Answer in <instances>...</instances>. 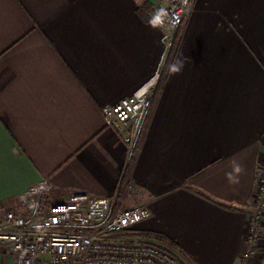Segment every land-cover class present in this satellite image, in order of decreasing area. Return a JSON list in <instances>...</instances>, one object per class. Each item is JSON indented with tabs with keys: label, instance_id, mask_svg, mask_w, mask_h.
Segmentation results:
<instances>
[{
	"label": "crops",
	"instance_id": "obj_1",
	"mask_svg": "<svg viewBox=\"0 0 264 264\" xmlns=\"http://www.w3.org/2000/svg\"><path fill=\"white\" fill-rule=\"evenodd\" d=\"M154 2L0 0V215L42 181L55 200L114 192L126 148L102 108L161 64ZM192 4L123 205L145 206L134 230L167 237L195 264H259L242 254L264 150V0Z\"/></svg>",
	"mask_w": 264,
	"mask_h": 264
},
{
	"label": "built area",
	"instance_id": "obj_2",
	"mask_svg": "<svg viewBox=\"0 0 264 264\" xmlns=\"http://www.w3.org/2000/svg\"><path fill=\"white\" fill-rule=\"evenodd\" d=\"M193 11L192 0H155L150 18L163 32L164 52L154 75L128 97L102 108L104 124L126 148V164L137 156L151 115L166 60ZM125 170L123 171V173ZM122 176L114 192L93 196L73 192L55 200L46 181L17 197L18 204L0 215V264H178L183 259L168 246L124 235L150 217L143 205L124 207ZM243 259L264 249V150L247 212Z\"/></svg>",
	"mask_w": 264,
	"mask_h": 264
},
{
	"label": "trees",
	"instance_id": "obj_3",
	"mask_svg": "<svg viewBox=\"0 0 264 264\" xmlns=\"http://www.w3.org/2000/svg\"><path fill=\"white\" fill-rule=\"evenodd\" d=\"M175 47L171 50L168 58L172 56ZM131 164L132 162L128 164V166L125 168V172L122 174V185L123 186L128 181L129 170H130ZM124 235H129V236H134V237H144V238L156 240L168 246L175 252H177L180 255V257L183 259V262H185L186 264H195V262L181 249V247H179L177 244H175L173 241L169 240L167 237L163 235L156 234V233H140V232L135 231L134 229L125 232ZM183 262L181 261V264H183Z\"/></svg>",
	"mask_w": 264,
	"mask_h": 264
},
{
	"label": "rangeland",
	"instance_id": "obj_4",
	"mask_svg": "<svg viewBox=\"0 0 264 264\" xmlns=\"http://www.w3.org/2000/svg\"><path fill=\"white\" fill-rule=\"evenodd\" d=\"M261 158H262V155H261ZM260 158V159H261ZM259 164V163H258ZM257 169H258V167H257ZM262 225H264V221H262ZM262 228H264V227H262ZM262 234H264V229H262ZM262 238H264V235H262ZM262 242H264V240H261ZM262 257H261V259H260V263H261V261H262V259H264V249H262V250H259V252H258ZM259 263V264H260ZM178 264H181V261L180 262H178ZM183 264H186L185 262H183Z\"/></svg>",
	"mask_w": 264,
	"mask_h": 264
},
{
	"label": "clouds",
	"instance_id": "obj_5",
	"mask_svg": "<svg viewBox=\"0 0 264 264\" xmlns=\"http://www.w3.org/2000/svg\"><path fill=\"white\" fill-rule=\"evenodd\" d=\"M183 63H177L173 66V72L179 74L183 70Z\"/></svg>",
	"mask_w": 264,
	"mask_h": 264
},
{
	"label": "water",
	"instance_id": "obj_6",
	"mask_svg": "<svg viewBox=\"0 0 264 264\" xmlns=\"http://www.w3.org/2000/svg\"><path fill=\"white\" fill-rule=\"evenodd\" d=\"M260 264H264V259H262L261 263Z\"/></svg>",
	"mask_w": 264,
	"mask_h": 264
}]
</instances>
